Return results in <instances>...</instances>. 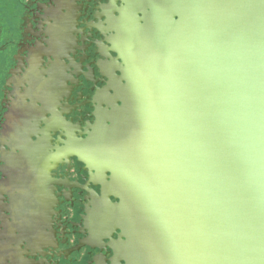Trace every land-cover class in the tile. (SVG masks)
<instances>
[{"label": "water", "instance_id": "1", "mask_svg": "<svg viewBox=\"0 0 264 264\" xmlns=\"http://www.w3.org/2000/svg\"><path fill=\"white\" fill-rule=\"evenodd\" d=\"M121 1L111 94L61 156L105 177L111 263L264 264V0Z\"/></svg>", "mask_w": 264, "mask_h": 264}, {"label": "flooded vegetation", "instance_id": "2", "mask_svg": "<svg viewBox=\"0 0 264 264\" xmlns=\"http://www.w3.org/2000/svg\"><path fill=\"white\" fill-rule=\"evenodd\" d=\"M24 4L17 36L0 45V264H112L95 217L105 177L61 156L64 142L78 146L92 131L111 94L123 3Z\"/></svg>", "mask_w": 264, "mask_h": 264}, {"label": "rangeland", "instance_id": "3", "mask_svg": "<svg viewBox=\"0 0 264 264\" xmlns=\"http://www.w3.org/2000/svg\"><path fill=\"white\" fill-rule=\"evenodd\" d=\"M25 2L26 0H0V45L7 39H12L14 34L17 36Z\"/></svg>", "mask_w": 264, "mask_h": 264}]
</instances>
